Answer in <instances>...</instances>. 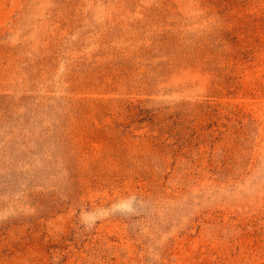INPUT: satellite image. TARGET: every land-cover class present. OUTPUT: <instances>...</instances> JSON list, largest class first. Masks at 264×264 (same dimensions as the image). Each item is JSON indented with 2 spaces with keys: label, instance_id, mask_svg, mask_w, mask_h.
I'll list each match as a JSON object with an SVG mask.
<instances>
[{
  "label": "rangeland",
  "instance_id": "rangeland-1",
  "mask_svg": "<svg viewBox=\"0 0 264 264\" xmlns=\"http://www.w3.org/2000/svg\"><path fill=\"white\" fill-rule=\"evenodd\" d=\"M0 264H264V0H0Z\"/></svg>",
  "mask_w": 264,
  "mask_h": 264
}]
</instances>
